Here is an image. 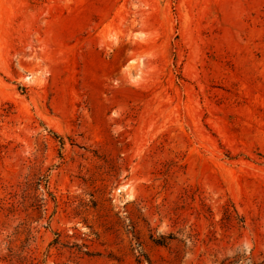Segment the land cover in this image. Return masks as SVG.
<instances>
[{
  "label": "rangeland",
  "instance_id": "rangeland-1",
  "mask_svg": "<svg viewBox=\"0 0 264 264\" xmlns=\"http://www.w3.org/2000/svg\"><path fill=\"white\" fill-rule=\"evenodd\" d=\"M0 264H264V0H0Z\"/></svg>",
  "mask_w": 264,
  "mask_h": 264
}]
</instances>
